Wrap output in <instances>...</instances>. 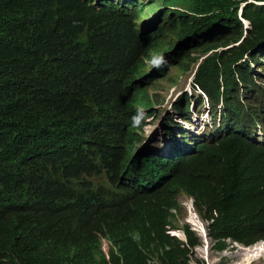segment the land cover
<instances>
[{"label":"trees","instance_id":"16d2710c","mask_svg":"<svg viewBox=\"0 0 264 264\" xmlns=\"http://www.w3.org/2000/svg\"><path fill=\"white\" fill-rule=\"evenodd\" d=\"M165 1L199 12L203 0ZM204 1L219 27L233 37L241 35L234 1ZM113 15L130 19L124 6H116ZM245 17L255 28L251 45L235 52L238 59L261 43L264 6L247 9ZM93 29L74 15L68 0H0V264H191V248L200 244L197 235L185 228L187 246L166 232L180 190L195 198L216 250L227 249L228 239L245 246L264 240V217L258 214L263 202L253 189L255 171L237 179L232 152L214 148L162 189L146 197L129 193L136 212L131 236L119 242L110 226L103 233L112 241L109 258L95 232L73 233L88 216L82 177L91 172L92 158L100 157L112 168L131 164L133 153L129 143L96 132L100 120L116 117L126 106L131 91L105 99L98 92L93 98L79 79L62 72L86 58ZM230 42L231 37L218 36L217 47ZM140 88L135 87L134 96ZM6 153L16 155V161L4 157ZM141 157L133 160L132 175L165 162Z\"/></svg>","mask_w":264,"mask_h":264},{"label":"clouds","instance_id":"9594fccd","mask_svg":"<svg viewBox=\"0 0 264 264\" xmlns=\"http://www.w3.org/2000/svg\"><path fill=\"white\" fill-rule=\"evenodd\" d=\"M231 1L237 6L241 27L238 37L211 19L212 13L204 0L199 12L165 0H68V8L74 15L94 25V29L86 58L62 72L79 79L86 94L93 98L98 92L104 93L105 99L122 90L131 91L126 106L116 117L96 124L101 137L121 139L132 145L131 164L117 163L109 168L104 159L92 158L91 172L82 177L88 216L73 231L95 232L107 258L112 241L103 233H108L110 226L119 242L131 236L136 212L132 210L129 193L138 192L146 197L147 193L162 189L175 174L182 175L188 164L204 158L207 149L231 151L238 164L237 179L255 171L253 189L263 202L258 214L264 217V33L258 46L241 53L239 59L234 57L238 49L251 45L249 37L255 27L245 17L247 9L256 11L264 6V1ZM116 6L127 7L129 21L114 17ZM149 19L151 22H144ZM166 35L174 36L176 41L165 43ZM218 36L231 37V42L217 47ZM44 64L58 71L52 63L44 61ZM174 70L190 75V81L169 108L159 112L162 106H156L157 95L152 91L164 81L175 87L177 83L170 77ZM137 85L141 88L134 96ZM202 118L206 121L201 127ZM159 121L161 139L145 138L146 127ZM139 155H143L141 161L161 159L166 163L155 164L141 176L132 175V162ZM15 156L4 155L11 161H16ZM182 197L189 199L194 219L206 224L205 237L190 222L189 204L185 205L187 212L180 201ZM175 201L177 208L170 210L172 217L166 232L187 246L185 228L197 235L200 244L191 248V264H205L201 260L192 262L193 251L202 246V239L204 245L212 244L213 250L224 256L233 245L249 250L262 244L264 250V240L245 246L231 239L226 240L227 249L216 250L209 235L210 224L199 215L195 198L180 190ZM186 215V224L180 227L179 221ZM259 256L254 257L252 264Z\"/></svg>","mask_w":264,"mask_h":264},{"label":"rangeland","instance_id":"374dc122","mask_svg":"<svg viewBox=\"0 0 264 264\" xmlns=\"http://www.w3.org/2000/svg\"><path fill=\"white\" fill-rule=\"evenodd\" d=\"M149 16H151V14ZM144 22H151V21L149 19V21H144ZM163 41L165 43L172 44L176 41V38L172 35H166L163 38ZM170 77H172L176 81L177 85L175 87L170 85V83H168L167 81H164V82H161L159 85L155 86L154 90L152 91L153 94L157 95V105L156 106L158 105L162 106V108H158L159 112L160 111L165 112L169 108L171 102L177 99L178 96L187 88V85L190 81V75L182 74L178 70H174ZM205 121L206 120L204 118L200 120L199 123L201 127L203 126ZM187 127H190L192 129L191 125H188ZM144 136L147 139L156 137L158 140H160L161 139L160 121L154 125H150L146 127L144 131ZM259 137L262 138V136H259ZM180 201L184 207L186 204H190L189 199L187 197L180 198ZM185 209L188 212L187 207H185ZM186 218H187V215L179 221L180 227L186 224ZM194 220L197 221L196 219ZM197 225L199 226V228H196V227L195 228L199 230V234L202 235L204 231V226H206V224L204 223V225L201 226L200 224L197 223ZM178 235L182 238L181 233H179ZM203 245H204V241L202 239V246ZM201 247H198L195 251H193L192 262H196V260H201L205 264H242L245 260H249L251 262L252 260H254V257L259 254L260 256L258 257V259L255 260L253 264H264V250H263L262 245L259 246L257 253L254 255L251 254L250 250L243 251V250H240L239 247L233 245L226 251L227 255L225 256L222 255V253H218L217 251H214L212 248V244H210L209 247L207 246V244H205L204 247L202 248ZM201 250L209 251L210 261L203 258V255L200 254Z\"/></svg>","mask_w":264,"mask_h":264},{"label":"bare ground","instance_id":"6f19581e","mask_svg":"<svg viewBox=\"0 0 264 264\" xmlns=\"http://www.w3.org/2000/svg\"><path fill=\"white\" fill-rule=\"evenodd\" d=\"M188 209H189L190 212H191V221H190V222L193 224V226L196 227V228H199V226L197 225V223L200 224V225L202 226V223H201L198 219H197V221L194 220V218H196V216H195V214L193 213V208H192L191 204H189ZM202 236L205 237V236H204V232L202 233ZM260 245H262V244L256 245L255 248L253 247L254 249H253V248L249 249L252 255H254V254L257 253L258 248H259ZM243 250H245V249H243ZM200 252H201L203 255L206 256V259H209V258H210V254H209V252H206V250H204V251H200ZM252 262H253V260H252L251 262H250L249 260H245L242 264H252Z\"/></svg>","mask_w":264,"mask_h":264}]
</instances>
